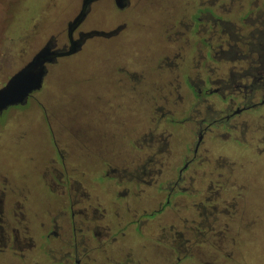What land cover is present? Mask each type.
<instances>
[{"label": "flooded vegetation", "instance_id": "flooded-vegetation-1", "mask_svg": "<svg viewBox=\"0 0 264 264\" xmlns=\"http://www.w3.org/2000/svg\"><path fill=\"white\" fill-rule=\"evenodd\" d=\"M82 1L78 0L79 10ZM176 1L122 0L119 7L116 0H94L88 5L84 20L73 33V38L80 43L74 55L92 37L115 39L118 45L111 55L110 75L105 84L96 85L90 91L89 101L73 98V109L71 113L62 111L67 112L60 116L62 120L57 117L61 113L55 112L58 132L51 137L52 157L45 182L58 198H65L57 212L49 211L47 204L44 214L36 206L42 201L39 195L12 190L6 180L0 179V254L11 252L17 262L26 260L27 264H40L41 255L47 256L50 264H109L112 261L134 264L129 254L133 240L127 238L124 242L118 235L126 226L121 224L124 211L131 217L128 222L131 225L137 219L134 216L138 213L137 207L146 217L141 232L149 236V242L143 247L145 251L150 248L148 253L155 262L191 264L195 261L198 264L202 254L199 248L209 237L201 228L209 220L213 224L236 220L233 205L227 209L228 187H235V184L230 186L235 165L216 149L214 153L211 145L224 146L233 139L241 143L237 132L244 134L248 122L240 121L239 117L247 115L251 119L256 109L264 105V30L250 32L256 41L248 43V53L244 55L238 47L240 41L245 44L242 28L233 25L225 13L232 14L237 3L241 11L245 9L239 20L244 22L256 15L254 22L264 14L259 7L264 8V0H185L184 13L176 15L170 10L168 16V10L164 9L176 8L182 0L175 5ZM162 4H166L162 9L166 12L163 28L169 41L163 45L157 60L159 74L147 67L151 49L146 55L135 50L138 58L127 53L128 39L123 37L126 26L122 22L108 30L94 25L83 27L88 16L101 15L108 8L143 11L145 7ZM214 14V24H208ZM71 20L67 22L63 43L59 34L51 35L43 46L67 49V27ZM261 23L264 25V21ZM202 37L210 38L211 43ZM254 52L258 59L252 58ZM240 57L248 59L247 69L234 71L230 67L227 74L222 70L223 63ZM207 59L217 65L206 63ZM156 121L158 124L153 126ZM184 124L186 129L182 130L179 125ZM175 129L182 135V141L175 137ZM99 158L104 164L101 178H118L117 186L113 182L112 186L116 187V200L124 207L117 205L111 209L106 200L108 196H102L104 192L108 194V188L93 191L81 177L75 178L68 171L71 164ZM211 174L217 179L210 183L205 178ZM135 191L141 194L128 202ZM205 193L212 199L219 198L222 207L209 205L211 213L203 202L197 204L195 199ZM35 197V203L29 202ZM206 198L208 202L210 197ZM153 203L157 208L148 212ZM168 210L172 217L169 222H163L162 217ZM200 219L203 221L198 223ZM75 226H80L83 233L76 240L70 235ZM150 241L154 243L150 245ZM116 253H121L122 263L112 257ZM145 264H149L148 260Z\"/></svg>", "mask_w": 264, "mask_h": 264}, {"label": "rangeland", "instance_id": "rangeland-1", "mask_svg": "<svg viewBox=\"0 0 264 264\" xmlns=\"http://www.w3.org/2000/svg\"><path fill=\"white\" fill-rule=\"evenodd\" d=\"M179 1H176L175 5ZM77 4L78 0H0V86L31 59L49 36L59 34L62 43L66 40L64 38L66 25L78 12ZM165 7L166 4L157 7L148 6L143 11H121L112 7L104 10L101 15L91 14L88 16L83 27L94 25L95 28L108 30L113 28L114 24L122 22L126 26L123 37L128 39V44L125 45L127 53L137 57L134 54L135 50L139 53L144 51V55H146L148 49H151L153 53L148 58L150 60H148L147 67L154 74H159L157 60L163 51V45L169 41L163 28L166 12L162 9ZM185 7L186 1L182 0L176 5V8L170 6L164 10H168V16L170 10L178 15L184 13ZM259 7L261 11H264L262 5ZM243 11L239 4L235 3L232 14L225 13V16L233 22V25L242 28L241 38L246 37L243 39L245 44L240 41L238 47L246 55L248 43L256 41L250 37V32L255 29L264 30V25L261 23L264 21V14L254 22L256 15L252 19L249 18L241 22L239 19ZM187 12L190 10L187 9ZM222 12L224 11L219 13ZM207 13L212 15L210 11ZM213 16V18H209L208 24H214L215 14ZM190 38L198 39L194 35H190ZM202 38L211 43L210 38ZM117 45L115 39L92 37L88 40L86 47L76 55L60 57L56 63L48 65L49 72L43 83V88L33 93L25 105L11 106L0 114V176L3 177L0 179L6 180L12 190L28 193L30 196L39 195L42 201L36 206L42 209L43 213L47 204L49 211L57 212L65 202V198L64 200L58 198L45 182L46 176H49L48 164L52 157L51 137H55L58 132V119L55 118V112L61 113L57 117L67 114L71 108L73 109V102H75L72 101L73 98L78 97L80 100L89 101L90 91L96 85L105 84L110 75L111 55ZM252 58L258 59L255 52ZM247 62L248 59L240 57L233 62L223 63L221 66L227 74L230 67L234 71H238L239 68L247 69ZM206 63L217 65L209 59L206 60ZM256 66L259 67L260 64L257 63ZM65 110L67 112H62ZM60 118L59 120H62V117ZM244 119L248 122L247 131L244 134L237 132L241 143L233 139L231 142L224 143V146L217 144L214 148L211 145L214 153H216V149L221 152L223 157L234 162L235 173L234 179H230V186L235 184V187H228L229 205H227V209L233 205L232 212L235 209L237 214L234 216L236 218L234 221L225 220L222 223L213 224L209 220L208 225H204L203 228L199 227L209 237H206V243L200 248L198 247L202 251L199 258L201 261L198 264H264V105L256 109L251 119L247 115L239 117L242 122L245 121ZM157 124V121L152 123L153 126ZM179 126L182 130L186 129L185 124ZM175 130V137L177 136V139L182 141V135L178 133L177 129ZM239 130L242 131L243 128ZM99 157L101 156L99 155ZM103 166L100 158L96 161L81 160L69 165L68 171L75 178L81 177L85 185L92 187L93 191L101 192L108 188V194L104 192L102 196H108L106 200H108L111 209L117 205L124 207L121 205L122 202L116 200L118 194L114 186H117L118 178L102 179ZM221 171L227 173L225 170ZM205 179L211 183L217 178L211 174ZM112 182L115 184L114 186H112ZM135 193L130 195L128 202H132V198L141 194L138 191ZM222 195L226 196V194ZM206 197H210L208 202ZM195 201L197 204L203 202L211 213L212 208L209 205L222 207L219 198L212 199L207 193ZM29 202L35 203L36 197ZM153 208H157L156 203L149 206L148 212L153 211ZM135 210L138 212L134 215L137 219L131 225H128L131 217L124 211L121 224L124 223L126 226L120 235L117 234L118 238L124 242H127V238L133 240L129 254H131L130 258L134 264H145V260H148L149 264H159L148 253L150 248H147L146 251L144 249L146 242H149V236L147 238L141 232L146 217L141 214V209L136 207ZM170 212L168 210L162 217L163 222H169V218L172 217ZM197 217L203 218L200 215ZM219 217L224 218L222 215ZM201 221L203 220L200 219L197 222L201 223ZM216 233L220 234L215 235ZM82 234L80 226H75L70 235L72 239L76 240ZM153 243L154 241H150L149 244ZM38 244L40 245V243ZM124 247L127 245L124 244ZM112 257L118 258L122 263L121 253H116ZM39 259L40 264L42 262L50 264L45 255H41ZM172 261L173 259H170V262ZM27 263L29 262L26 260L17 262L11 252L0 254V264ZM196 263L193 262V264ZM109 264H114V262Z\"/></svg>", "mask_w": 264, "mask_h": 264}, {"label": "water", "instance_id": "water-1", "mask_svg": "<svg viewBox=\"0 0 264 264\" xmlns=\"http://www.w3.org/2000/svg\"><path fill=\"white\" fill-rule=\"evenodd\" d=\"M93 1L83 0L79 12L69 22L67 27L69 46L67 49L53 50L48 45L41 47L29 61L0 86V114L11 106L25 105L32 93L42 88L47 64L78 51L80 43L79 40L73 38V33L84 20L88 5ZM121 2L122 0H116L119 7H122Z\"/></svg>", "mask_w": 264, "mask_h": 264}, {"label": "crops", "instance_id": "crops-1", "mask_svg": "<svg viewBox=\"0 0 264 264\" xmlns=\"http://www.w3.org/2000/svg\"><path fill=\"white\" fill-rule=\"evenodd\" d=\"M191 264H193V263H191Z\"/></svg>", "mask_w": 264, "mask_h": 264}]
</instances>
